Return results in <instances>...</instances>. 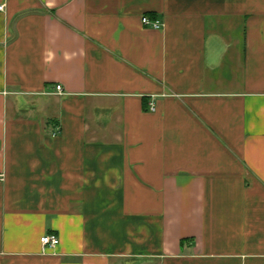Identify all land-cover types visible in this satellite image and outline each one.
Returning a JSON list of instances; mask_svg holds the SVG:
<instances>
[{
    "label": "crops",
    "instance_id": "0c3cea01",
    "mask_svg": "<svg viewBox=\"0 0 264 264\" xmlns=\"http://www.w3.org/2000/svg\"><path fill=\"white\" fill-rule=\"evenodd\" d=\"M0 5V264H264V0Z\"/></svg>",
    "mask_w": 264,
    "mask_h": 264
},
{
    "label": "built area",
    "instance_id": "2783aa9c",
    "mask_svg": "<svg viewBox=\"0 0 264 264\" xmlns=\"http://www.w3.org/2000/svg\"><path fill=\"white\" fill-rule=\"evenodd\" d=\"M4 11H5V6L0 5V12H4ZM142 22L144 25L151 26L154 29H160L162 27V24L160 21L158 20L151 21L148 17H144ZM57 91L59 94L62 93L61 86H57ZM152 109L154 110V108ZM41 243L45 247L54 248L60 244V240L55 235H46L41 238Z\"/></svg>",
    "mask_w": 264,
    "mask_h": 264
}]
</instances>
